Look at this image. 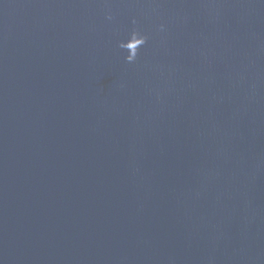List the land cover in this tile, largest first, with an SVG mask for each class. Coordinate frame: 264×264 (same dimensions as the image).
Instances as JSON below:
<instances>
[{"label": "water", "instance_id": "95a60500", "mask_svg": "<svg viewBox=\"0 0 264 264\" xmlns=\"http://www.w3.org/2000/svg\"><path fill=\"white\" fill-rule=\"evenodd\" d=\"M0 264H264V0H0Z\"/></svg>", "mask_w": 264, "mask_h": 264}]
</instances>
